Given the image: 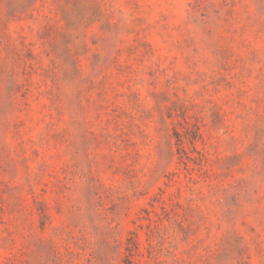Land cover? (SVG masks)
<instances>
[{"label": "rangeland", "instance_id": "374dc122", "mask_svg": "<svg viewBox=\"0 0 264 264\" xmlns=\"http://www.w3.org/2000/svg\"><path fill=\"white\" fill-rule=\"evenodd\" d=\"M0 264H264V0H0Z\"/></svg>", "mask_w": 264, "mask_h": 264}]
</instances>
